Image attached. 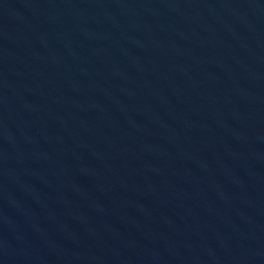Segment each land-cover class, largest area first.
Instances as JSON below:
<instances>
[{
    "label": "water",
    "instance_id": "water-1",
    "mask_svg": "<svg viewBox=\"0 0 264 264\" xmlns=\"http://www.w3.org/2000/svg\"><path fill=\"white\" fill-rule=\"evenodd\" d=\"M0 264H264V0H0Z\"/></svg>",
    "mask_w": 264,
    "mask_h": 264
}]
</instances>
